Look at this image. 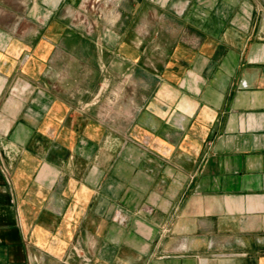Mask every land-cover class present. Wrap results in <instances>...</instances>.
<instances>
[{
    "label": "crops",
    "instance_id": "obj_1",
    "mask_svg": "<svg viewBox=\"0 0 264 264\" xmlns=\"http://www.w3.org/2000/svg\"><path fill=\"white\" fill-rule=\"evenodd\" d=\"M0 264H264V0H0Z\"/></svg>",
    "mask_w": 264,
    "mask_h": 264
}]
</instances>
